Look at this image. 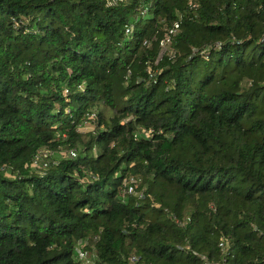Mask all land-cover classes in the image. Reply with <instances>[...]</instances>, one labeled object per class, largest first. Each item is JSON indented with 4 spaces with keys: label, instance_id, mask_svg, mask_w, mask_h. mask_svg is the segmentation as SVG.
I'll use <instances>...</instances> for the list:
<instances>
[{
    "label": "trees",
    "instance_id": "obj_1",
    "mask_svg": "<svg viewBox=\"0 0 264 264\" xmlns=\"http://www.w3.org/2000/svg\"><path fill=\"white\" fill-rule=\"evenodd\" d=\"M263 36L264 0H0V264H264Z\"/></svg>",
    "mask_w": 264,
    "mask_h": 264
},
{
    "label": "built area",
    "instance_id": "obj_2",
    "mask_svg": "<svg viewBox=\"0 0 264 264\" xmlns=\"http://www.w3.org/2000/svg\"><path fill=\"white\" fill-rule=\"evenodd\" d=\"M125 0H106V6L110 7L113 6L115 4H119V3H123ZM190 8H193L194 5L189 3L188 4ZM146 12V9L143 8L140 10L139 15H143ZM177 29V25L174 24L172 26V28H168L165 31V34L163 35V37L158 41V46L160 47V54L162 53H166V55L171 58L173 57V53L171 51H167L166 50V46L170 43V38L173 36V34L175 33ZM132 32V25H127L124 27L123 29V33L125 36H129ZM262 39L264 40V36L262 37ZM148 41L144 40L142 42V45H147ZM64 93H66V90L64 91ZM94 119V114L91 113L89 115H87V119L86 121H92ZM138 136H141L143 138H147L149 136V132H141L140 134H134L133 135V139H136ZM61 137H63V135H61ZM54 152H51L50 150L47 149H43L40 150L34 157L32 160V164L33 166H40V168H47L49 165H53L55 164V161L51 160V157L53 155ZM57 155L60 158H64V156L68 157V158H73L75 156V151L74 150H67V151H57ZM139 184V179H137L136 177H128L126 178L123 183H122V189L120 191V197L121 200H123L125 198L126 195H132V194H136L137 198L140 199L142 197L141 191H136V188L138 187ZM93 240H95V238H93ZM87 242L85 241H79L77 243L79 249L76 250V252L78 253V258L82 259L85 257L82 249L86 246ZM218 247L219 248H223L224 249V244L222 242V240H220L218 242ZM87 261V260H85ZM207 264V263H205Z\"/></svg>",
    "mask_w": 264,
    "mask_h": 264
},
{
    "label": "rangeland",
    "instance_id": "obj_3",
    "mask_svg": "<svg viewBox=\"0 0 264 264\" xmlns=\"http://www.w3.org/2000/svg\"><path fill=\"white\" fill-rule=\"evenodd\" d=\"M161 53V52H160ZM101 109V108H100ZM97 111V109L95 110V111H93L94 113ZM101 111H102V109H101ZM106 115H107V112H106ZM94 124L93 123H91V122H86V123H83L82 125H81V127H79L78 128V131L80 132V133H82V134H84V133H86V132H91L92 130H93V128H94ZM58 158V155H57V151L56 152H54L53 153V155H52V157H51V160H55V159H57ZM90 258H91V256H90Z\"/></svg>",
    "mask_w": 264,
    "mask_h": 264
}]
</instances>
